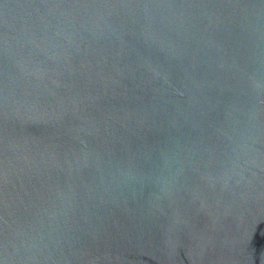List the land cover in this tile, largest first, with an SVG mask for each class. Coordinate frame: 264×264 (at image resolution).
<instances>
[{
  "label": "water",
  "instance_id": "95a60500",
  "mask_svg": "<svg viewBox=\"0 0 264 264\" xmlns=\"http://www.w3.org/2000/svg\"><path fill=\"white\" fill-rule=\"evenodd\" d=\"M0 264H264V0H0Z\"/></svg>",
  "mask_w": 264,
  "mask_h": 264
}]
</instances>
